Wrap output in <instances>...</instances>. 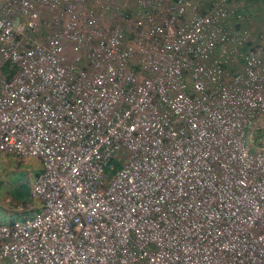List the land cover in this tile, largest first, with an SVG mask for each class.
Here are the masks:
<instances>
[{
    "label": "built area",
    "instance_id": "2783aa9c",
    "mask_svg": "<svg viewBox=\"0 0 264 264\" xmlns=\"http://www.w3.org/2000/svg\"><path fill=\"white\" fill-rule=\"evenodd\" d=\"M244 20L242 0H0V154L42 163L0 264H264Z\"/></svg>",
    "mask_w": 264,
    "mask_h": 264
},
{
    "label": "rangeland",
    "instance_id": "374dc122",
    "mask_svg": "<svg viewBox=\"0 0 264 264\" xmlns=\"http://www.w3.org/2000/svg\"><path fill=\"white\" fill-rule=\"evenodd\" d=\"M250 21L264 32V15L251 16ZM40 168L39 159L0 154V223L29 219L37 213L40 203L30 198L28 191Z\"/></svg>",
    "mask_w": 264,
    "mask_h": 264
},
{
    "label": "crops",
    "instance_id": "0c3cea01",
    "mask_svg": "<svg viewBox=\"0 0 264 264\" xmlns=\"http://www.w3.org/2000/svg\"><path fill=\"white\" fill-rule=\"evenodd\" d=\"M242 3L244 5V11H246L245 20L243 21V26L250 31L251 35L255 37L256 40H261L264 45V32H261L260 31L261 28H257V26L254 25V23L251 24L252 22L250 21L251 16L254 19L255 16H258V13L264 15V0H249V3H247V1L242 0ZM40 171L41 168L38 171V173ZM38 173H36V176ZM38 210L36 212H38Z\"/></svg>",
    "mask_w": 264,
    "mask_h": 264
},
{
    "label": "trees",
    "instance_id": "16d2710c",
    "mask_svg": "<svg viewBox=\"0 0 264 264\" xmlns=\"http://www.w3.org/2000/svg\"><path fill=\"white\" fill-rule=\"evenodd\" d=\"M244 1H247V3H249V0H244ZM2 72H3L5 79H10L12 77V75L16 72V69H15V67L11 66L10 64H6L4 66V68L2 69ZM28 195L30 197L29 191H28Z\"/></svg>",
    "mask_w": 264,
    "mask_h": 264
}]
</instances>
